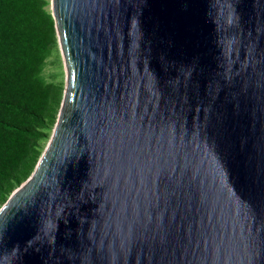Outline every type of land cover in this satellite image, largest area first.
Listing matches in <instances>:
<instances>
[{
	"label": "water",
	"instance_id": "1",
	"mask_svg": "<svg viewBox=\"0 0 264 264\" xmlns=\"http://www.w3.org/2000/svg\"><path fill=\"white\" fill-rule=\"evenodd\" d=\"M49 8L63 95L0 264H264V0Z\"/></svg>",
	"mask_w": 264,
	"mask_h": 264
},
{
	"label": "trees",
	"instance_id": "2",
	"mask_svg": "<svg viewBox=\"0 0 264 264\" xmlns=\"http://www.w3.org/2000/svg\"><path fill=\"white\" fill-rule=\"evenodd\" d=\"M60 58L48 0H0V207L51 135L64 78L44 69L48 61L60 67Z\"/></svg>",
	"mask_w": 264,
	"mask_h": 264
},
{
	"label": "rangeland",
	"instance_id": "3",
	"mask_svg": "<svg viewBox=\"0 0 264 264\" xmlns=\"http://www.w3.org/2000/svg\"><path fill=\"white\" fill-rule=\"evenodd\" d=\"M49 2H50V0H48ZM53 59V57H49V60L51 61ZM60 61H61V66L59 67V64H52L51 62H47V65H46V67H45V69H44V73H45V75L46 76H49L50 74H53L54 72H57V71H61V72H63V78H64V68H63V64H62V60H61V58H60ZM49 78H51L50 76H49ZM48 142V141H47ZM46 142V143H47Z\"/></svg>",
	"mask_w": 264,
	"mask_h": 264
}]
</instances>
